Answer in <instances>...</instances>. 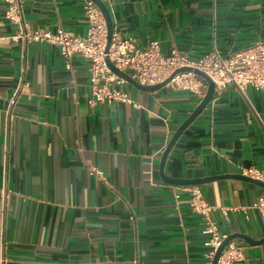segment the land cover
<instances>
[{
    "label": "crops",
    "instance_id": "1",
    "mask_svg": "<svg viewBox=\"0 0 264 264\" xmlns=\"http://www.w3.org/2000/svg\"><path fill=\"white\" fill-rule=\"evenodd\" d=\"M21 23L83 36L84 0H17ZM113 32L139 47L199 58L264 40V0H103ZM0 0V264H199L202 217L159 175L162 151L200 99L165 85L122 88L137 103L88 104L89 63L67 69L58 47L23 42ZM264 173V90L228 84L178 138L164 171L194 178ZM99 171L96 173L93 171ZM179 186V185H178ZM220 231L264 237L251 207L264 188L199 185ZM235 264H264V243Z\"/></svg>",
    "mask_w": 264,
    "mask_h": 264
},
{
    "label": "built area",
    "instance_id": "2",
    "mask_svg": "<svg viewBox=\"0 0 264 264\" xmlns=\"http://www.w3.org/2000/svg\"><path fill=\"white\" fill-rule=\"evenodd\" d=\"M8 4L6 17L18 23L17 37L23 42H46L58 47L59 54L67 69L72 66L74 55L84 56L89 63V83L91 97L88 104L123 102L137 103L130 94L122 88L126 81L109 70L105 64V56L119 69L128 73L134 80L143 85H152L165 80L175 70L182 67L196 68L204 71L213 81L215 91L228 84H233L241 91L248 87L264 90V40L258 39L251 45L223 55L219 50L192 58L186 52L172 50L169 55L160 51L159 41L152 40L145 47H139L132 37H121L112 34L108 52L105 54L107 30L100 9L92 0H84L83 16L87 23L85 35L77 36L62 27L55 31L43 28L29 29L21 23L17 0H3ZM173 88L186 90L199 99L206 91L207 83L192 71H179L166 84ZM94 172L99 173L93 169ZM242 174L264 181V173L254 168L242 171ZM175 197L181 193L189 196V206L203 220L202 234L206 236L204 245L206 251L203 261L199 264H211L214 254L226 238L213 219V207L205 200L199 185H177ZM264 218V196L251 205ZM243 245L231 240L225 246L217 264H235L243 259Z\"/></svg>",
    "mask_w": 264,
    "mask_h": 264
},
{
    "label": "water",
    "instance_id": "3",
    "mask_svg": "<svg viewBox=\"0 0 264 264\" xmlns=\"http://www.w3.org/2000/svg\"><path fill=\"white\" fill-rule=\"evenodd\" d=\"M97 7L100 9V12L104 18L106 30H107V41L105 45L104 53L108 52V48L111 42L112 34H113V22L110 15V12L103 2V0H92ZM105 64L109 68L111 72L116 74L117 76L123 78L126 82L132 84L135 88L142 90V91H154L158 90L161 87L165 86L171 78L174 76L175 73L179 71H192L196 75L203 78L207 83V88L205 91L204 96L200 99L199 103L195 106V108L191 111L188 117L179 125V127L175 130L172 134L171 138L169 139L166 147L161 153L160 160H159V175L163 181L172 185H201L206 184L209 182H213L215 180L220 179H239L242 181H247L259 185L260 187L264 188V181L255 177L247 176L242 173H226V174H219V175H211V176H204V177H194V178H178V177H171L167 175L164 171L165 163L169 153L171 152L172 148L174 147L175 143L177 142L178 138L182 135V133L188 128V126L202 113L205 107L209 104L212 100L214 93H215V86L212 79L204 72L196 68L191 67H182L175 70L171 75H169L165 80L152 84V85H143L138 83L134 80L128 73L119 70L111 60L105 56ZM234 239H241L250 245H259L264 243V237L260 239H253L249 235L243 233H231L226 236V238L221 242L219 247L217 248L214 257L212 259L211 264H217L219 257L221 256L225 246L227 243Z\"/></svg>",
    "mask_w": 264,
    "mask_h": 264
}]
</instances>
